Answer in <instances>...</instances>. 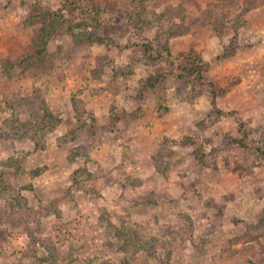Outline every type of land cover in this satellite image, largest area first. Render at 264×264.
Masks as SVG:
<instances>
[{
    "label": "rangeland",
    "instance_id": "rangeland-1",
    "mask_svg": "<svg viewBox=\"0 0 264 264\" xmlns=\"http://www.w3.org/2000/svg\"><path fill=\"white\" fill-rule=\"evenodd\" d=\"M74 1L0 0V264H264V0Z\"/></svg>",
    "mask_w": 264,
    "mask_h": 264
},
{
    "label": "trees",
    "instance_id": "trees-1",
    "mask_svg": "<svg viewBox=\"0 0 264 264\" xmlns=\"http://www.w3.org/2000/svg\"><path fill=\"white\" fill-rule=\"evenodd\" d=\"M68 2H70V3H72L73 5H77V3H76V1H74V0H67ZM145 46H147V51L149 52L150 51V49H151V47L149 46V45H145ZM200 70H201V68L200 67H197L196 69H193V70H191V71H189V73H188V75H192V74H194L196 71H197V73L198 72H200ZM199 76L200 77H203L202 75H200L199 74ZM210 86H211V88H212V93H213V96H216V91H215V89H214V87H213V84L211 83L210 84ZM213 105H215V99H213ZM17 122H18V124H20L21 126H23L24 124L23 123H20L18 120H17ZM18 130V129H17ZM236 142H240V143H244V141H239V140H236V139H234ZM245 144V143H244ZM18 195H19V193H18ZM18 195H17V197H18ZM16 200V202L15 203H18L19 205L22 203V205L25 203V199H23L22 197H18L17 199H15ZM1 211H0V213L2 214L3 213V211H5V210H3V209H0ZM3 210V211H2ZM6 212V211H5Z\"/></svg>",
    "mask_w": 264,
    "mask_h": 264
}]
</instances>
